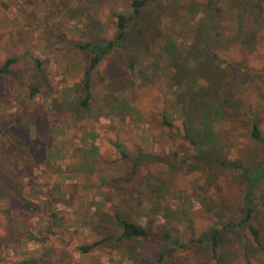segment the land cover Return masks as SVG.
<instances>
[{
	"label": "rangeland",
	"instance_id": "obj_1",
	"mask_svg": "<svg viewBox=\"0 0 264 264\" xmlns=\"http://www.w3.org/2000/svg\"><path fill=\"white\" fill-rule=\"evenodd\" d=\"M127 1L0 0V64L21 57L0 75V127L21 141L0 132V264H154L162 252L161 264H264V146L250 139L253 120L264 134V0H215V15L217 7L200 0L198 23L190 0H160L165 11L152 15H161L163 36L152 42L154 25L138 33L144 10L128 39L135 72L129 53L115 51L93 75V99L82 108L74 43L112 38L111 13L125 11ZM170 42L184 54L182 79L164 48ZM32 81L40 87L36 100L28 96ZM179 86L214 89L200 96L190 125L220 161L196 157L185 138ZM246 169H261L252 220L260 244L243 222ZM117 208L156 234L172 230L182 246L119 239ZM219 220L231 225L221 231L217 258L209 230Z\"/></svg>",
	"mask_w": 264,
	"mask_h": 264
},
{
	"label": "trees",
	"instance_id": "obj_2",
	"mask_svg": "<svg viewBox=\"0 0 264 264\" xmlns=\"http://www.w3.org/2000/svg\"><path fill=\"white\" fill-rule=\"evenodd\" d=\"M202 1V0H201ZM207 2L208 8H213L214 6L217 7L216 9H209L212 11L211 15H215V12H219L221 10L220 7H218V2L215 0H205ZM191 6H189L190 9H201L200 6V0H190ZM127 8L125 11H112L111 16L113 20V24L115 27L113 37L106 40V41H96V40H87V41H77L75 42V48H76V53L81 57L80 59H74L72 60V65L73 67L75 66H81L82 68V77L81 80L78 81L76 85L77 89V103L80 107L82 108H88L90 105V101L93 99V75L95 74L96 70L98 69L99 65L106 59L110 58L113 56L115 51L117 50H123L128 54V61H129V66L130 68L135 72V56L133 53L129 52V43L128 39L130 37L131 29L137 22V19L142 16V13L144 10H148V15L147 17L142 18V24L141 27H139L138 33L143 34L146 32V29H150L151 26H153V33L152 35V42H156L157 36H163L162 33V28L160 26L161 23V15L158 14L156 16L157 18L155 19V14L159 13L158 10L165 11V7H162L160 5V0H128L127 1ZM162 7V8H159ZM242 10L239 12L241 13L243 11V7H241ZM195 10V14L193 15V22H197L200 20L199 17V11ZM201 13V12H200ZM256 13V12H255ZM153 14V15H152ZM243 15V14H242ZM146 22H145V21ZM202 20V19H201ZM144 39H146V34H144ZM164 48L170 53V56L173 59L174 66L177 68L178 72L174 77H180L181 79L183 78V71L186 70L184 69L185 66L182 65L185 62L184 59V54L181 48L174 42L167 43L164 45ZM192 51H196V48L192 49ZM197 52V51H196ZM213 58L220 62V58L218 54H213ZM21 57L19 56H10L8 59H6L3 63L0 64V75H8L12 71V69L17 66L18 62L20 61ZM37 63L40 65L42 62L39 59H36ZM186 64V63H185ZM113 84V83H112ZM177 91L175 93H180L184 97L185 101L183 98H181L179 105L176 104V111L180 112L185 118L184 121V127L186 130L185 138L189 139L191 143L194 145L197 155L196 157H200L201 155H206L208 157L214 158L216 160L220 161V158L218 155L212 151L211 148H204L203 146H199V142L196 141L195 137H199V132L196 129H193L194 126L190 125V111L195 110L194 108L196 105L199 104L200 102V96L204 93H211L214 89L212 87L210 88H205L203 86H200L198 89L193 90V88L185 89L182 86H179ZM40 92V87L39 85L32 81L30 83V89L28 96L32 100H36L37 94ZM208 110L206 111V113ZM194 113V112H193ZM162 121L164 125L168 127H173L174 123L173 120L168 117L167 115H162ZM206 126V125H204ZM203 126V127H204ZM15 126L11 128H15ZM251 131H250V139L258 143L260 145L264 146V134L259 126V123L256 120H253L251 122ZM9 129L0 127V132H8ZM209 131L206 132L208 134ZM8 137L12 139L13 141H18V144H21L20 139H18L15 135L13 136L12 133L8 132L7 133ZM99 146V145H98ZM98 146H93V152L96 154H99V147ZM119 151V159L125 160L129 158L128 154L125 152L123 148H120V144L116 145ZM144 156H136L133 160V164L137 165L139 160L141 161ZM262 169V168H261ZM261 169H258L256 171H251L249 169H246L243 171L241 174L243 178L245 179L246 186H245V191H244V196H243V203H244V220L243 222L248 223V226L250 228V231L252 233V236L254 240L260 244L261 243V236H260V230L255 226L253 221L254 213H255V204H254V195H255V181L257 180L256 177L258 176V172L260 175ZM25 179H30L28 175L24 176ZM23 183V182H22ZM31 185V191L32 192H40V188L37 187V184L34 181V178H32L31 181H29ZM65 194H68L66 196L69 197L70 192L69 191H64ZM62 193V191H61ZM61 198H64L61 196ZM23 201L25 206L28 209H35L37 207L36 204H32L31 200L27 199L26 197L24 198L23 194ZM56 201H60V199L54 198ZM60 203V202H59ZM62 203V202H61ZM125 210V209H124ZM123 209H115L114 210V218L118 224V226L121 229L119 239H147V238H154L159 241H163L166 244H174L177 246H182L181 241L179 237L175 236L172 233V230L164 229L160 231V233L157 232L154 233L150 228H149V222L142 223L138 221H134L131 216V211H127L126 213ZM231 224L223 222V220H219L216 225H214L210 230V236H211V241H212V246L213 250L215 251V256L218 258V254L216 251V248L219 245V237L221 234V231L223 228L230 226ZM30 236H33L29 234ZM31 238H34L31 237ZM106 238L101 239L99 241H95L94 243L90 245H81L79 247V250L81 252H89L92 248L100 245L101 243L104 242ZM165 253H160L156 259V262L154 264H161L162 260L164 258ZM218 264H222V261L218 258Z\"/></svg>",
	"mask_w": 264,
	"mask_h": 264
}]
</instances>
